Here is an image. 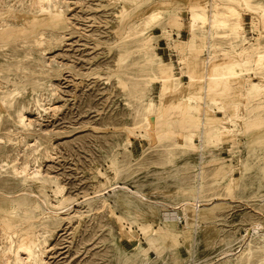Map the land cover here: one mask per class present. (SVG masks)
Segmentation results:
<instances>
[{
  "label": "rangeland",
  "instance_id": "obj_1",
  "mask_svg": "<svg viewBox=\"0 0 264 264\" xmlns=\"http://www.w3.org/2000/svg\"><path fill=\"white\" fill-rule=\"evenodd\" d=\"M48 1L0 0V264H264V0Z\"/></svg>",
  "mask_w": 264,
  "mask_h": 264
},
{
  "label": "bare ground",
  "instance_id": "obj_2",
  "mask_svg": "<svg viewBox=\"0 0 264 264\" xmlns=\"http://www.w3.org/2000/svg\"><path fill=\"white\" fill-rule=\"evenodd\" d=\"M48 2H49L48 0H39V4L38 3L37 4L40 5V7L42 9H45L46 8L45 3H48ZM263 61H264V57L262 55L259 56L258 62H263ZM220 64H225L226 67H227V69H228V71H230V72H232V70L234 69V67L237 66V62L236 61H231V58H229L226 62L220 63ZM220 64H218L217 67L220 66ZM253 88L255 90H259L260 89V85L254 84L253 85ZM177 215L178 214L176 212L174 214H172V217L170 218V220H173L174 221L176 219V216ZM259 235H261L262 237L264 236V225L258 223V224L253 225V227L249 231L247 237L250 238V237L259 236ZM28 244H27V242H22V244H20L19 250H18L17 254L15 255L16 256V263L17 264H20L23 261L31 262V261H34L35 260V251H34V248L31 247L32 245L29 246ZM21 253H25L27 255V257H26L27 259H24L22 257V255H21ZM222 259H224V258H222Z\"/></svg>",
  "mask_w": 264,
  "mask_h": 264
},
{
  "label": "crops",
  "instance_id": "obj_3",
  "mask_svg": "<svg viewBox=\"0 0 264 264\" xmlns=\"http://www.w3.org/2000/svg\"><path fill=\"white\" fill-rule=\"evenodd\" d=\"M247 20H248V18H247ZM248 24H249V22H248V21H246V25H248ZM185 77H186V78H188V76H186V75H185Z\"/></svg>",
  "mask_w": 264,
  "mask_h": 264
}]
</instances>
